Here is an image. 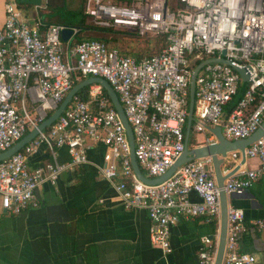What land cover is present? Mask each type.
<instances>
[{
  "label": "built area",
  "instance_id": "2783aa9c",
  "mask_svg": "<svg viewBox=\"0 0 264 264\" xmlns=\"http://www.w3.org/2000/svg\"><path fill=\"white\" fill-rule=\"evenodd\" d=\"M177 1L172 7L168 0H87L84 13L93 27L166 38L161 52L140 59L98 40L70 45L71 36L65 43L61 32L73 29L75 35L76 29L45 27L40 18L28 19L17 4L8 3L0 26V154L54 112L75 80L98 77L121 104L136 162L146 172L142 175L161 177L185 149L191 75L208 59L223 61L207 63L196 74L189 137L191 131L206 133L207 127H220L227 141L251 136L264 121V0ZM231 64L247 76L246 82ZM87 87V100L74 96L48 130L0 161V202L6 213L16 216L37 208L40 185H56L63 172L87 165L89 152L101 146L99 175L117 192L124 209L146 211L151 244L168 254L173 226L197 217L219 223L220 191L242 196L264 176L263 135L244 150L258 168L242 170L240 152L230 153L232 168L238 170L222 188L210 157L179 166L159 184L143 183L133 172L120 116L99 84ZM216 143L209 134L193 148ZM41 145L49 159L31 169L28 159ZM59 148L67 150L69 163L57 162ZM191 193L198 202L190 200ZM244 218L242 209L228 207L222 264L255 263L253 255L238 251ZM200 242L199 264H213L218 233Z\"/></svg>",
  "mask_w": 264,
  "mask_h": 264
},
{
  "label": "crops",
  "instance_id": "0c3cea01",
  "mask_svg": "<svg viewBox=\"0 0 264 264\" xmlns=\"http://www.w3.org/2000/svg\"><path fill=\"white\" fill-rule=\"evenodd\" d=\"M8 3L20 2L0 0V26ZM23 5L34 13L25 12L28 19L38 14L44 21L38 7ZM103 152V147L95 146L87 165L63 172L54 186L40 185L37 208L12 216L0 202V264H199L200 239L216 236L218 223L202 217L182 219L170 230L171 252L165 254L150 242L146 211L124 209L117 192L99 175ZM231 154L222 175L233 169ZM56 158L60 164L70 161L65 148L57 149ZM48 159L41 145L28 166L33 169ZM258 165L256 159L247 158L242 170H255ZM246 192L229 201V206L244 211L246 231L238 251L253 255L254 264H264V176ZM189 198L199 201L194 193ZM259 222L261 226L256 225Z\"/></svg>",
  "mask_w": 264,
  "mask_h": 264
},
{
  "label": "water",
  "instance_id": "95a60500",
  "mask_svg": "<svg viewBox=\"0 0 264 264\" xmlns=\"http://www.w3.org/2000/svg\"><path fill=\"white\" fill-rule=\"evenodd\" d=\"M20 3L33 5L35 7H40L41 0H19ZM74 30L73 29H65L61 32V39L63 42L67 43L71 36H73ZM222 62V59H208L204 62H201L198 64L192 72L191 79H190V86H189V108H188V118H187V126H186V138H185V149L180 155V157L174 162V164L169 168V170L161 177L155 178V179H147L145 176L142 175L138 164L136 162L135 156H134V139L131 131V127L128 124L126 117L124 115L123 109L121 107V104L119 103V100L113 91V89L110 87V85L102 78L98 77H92L88 79H84L78 84L74 85L71 90L67 93L63 101L59 104L57 109L51 114L50 117L46 118L44 121H42L36 129L31 130L29 133H27L20 141H18L13 147L8 149L7 151L0 154V161L8 159L11 157L14 153L18 152L22 147H24L26 144L31 142L35 136L39 133V131L45 130L46 128L50 127L57 119L58 117L63 113L66 106L71 102L72 98L74 96H77V94L85 87L91 85V84H99L108 98L111 101V104L113 108L116 110L118 115L120 116L125 130L126 135L128 138V142L130 145V162L132 165V169L134 174L137 176V178L146 184H159L165 180H167L174 171L181 165L190 162L192 160H199V159H205L210 157L213 165V170L215 174V179L217 186L219 188L223 187V183L225 180L232 177L236 171L238 170V167L233 168L227 175H222V167L225 165L226 161L228 160V154L239 151L241 155V163L240 165H243L246 160V156L244 153L245 148L250 146L253 142L258 140L264 135V121L262 122L261 126L248 138L241 139L237 141H227L223 138L221 135V129L220 127H216L215 135L218 139V143L214 145H205V146H199L192 149H189L188 147V138H189V131L191 127L192 122V110H193V103H194V92H195V77L199 69L211 62ZM232 65V64H231ZM239 73L243 80V82L247 81V76L238 69L235 65H232ZM245 192L244 194H246ZM238 197L237 195H230L229 197L226 195V193L221 190L219 193V200H220V218L218 223V242H217V249L215 254V259L213 264H222L223 257H224V251H225V242H226V233H227V210L229 207V201L235 199Z\"/></svg>",
  "mask_w": 264,
  "mask_h": 264
},
{
  "label": "trees",
  "instance_id": "16d2710c",
  "mask_svg": "<svg viewBox=\"0 0 264 264\" xmlns=\"http://www.w3.org/2000/svg\"><path fill=\"white\" fill-rule=\"evenodd\" d=\"M86 1V0H85ZM168 3L172 6V7H176L178 5V1L175 0L174 2L171 0H168ZM18 6H24L21 3H18ZM73 20L70 21L67 24H60L57 23L56 21L52 20L51 17L50 18H44V24L45 27L49 26V25H61V26H65V27H69V28H74L77 30V33L75 34L76 36H78L79 38L76 39L75 41H71L70 45H73L74 43H78V42H82L85 40H98L100 42H103L104 44L107 45L108 48H115L117 49L120 54L124 55V56H132L131 54H129L128 50H121V48L119 49V47H123V46H128L130 48L133 49V56L136 59H140L143 57H151L153 55L158 54L159 52H161V50L166 46V38L164 36H157L154 37L156 38V41L152 40H147V38L144 37H140L135 33H130V32H115L109 29H103V28H98V27H93L87 24L86 22V18L87 16L84 13V7L82 9V7H80V9L76 12H74L73 14H71L70 16ZM44 30V28L42 29V31ZM137 38L140 39L141 41H146L148 44H145V46H139V47H131L129 44H127V40L128 38ZM148 50L149 51V55H144ZM151 53V54H150ZM144 55V56H143ZM78 75V73H75L72 75V79L75 80V77ZM83 79H79L78 81L75 80L74 85L78 84L79 82H81ZM73 85V86H74ZM87 90L88 87L83 88L78 94L77 96L81 99V100H87ZM104 92V90H103ZM105 93V92H104ZM106 94V93H105ZM233 105L230 106V108ZM53 112H50L47 114V118L51 116ZM49 128H47L46 130H48ZM30 132V131H29ZM28 132V133H29ZM196 145V143H190V137L188 140V146L190 149H192L194 146Z\"/></svg>",
  "mask_w": 264,
  "mask_h": 264
},
{
  "label": "rangeland",
  "instance_id": "374dc122",
  "mask_svg": "<svg viewBox=\"0 0 264 264\" xmlns=\"http://www.w3.org/2000/svg\"><path fill=\"white\" fill-rule=\"evenodd\" d=\"M171 1H175V0H171ZM86 2L87 0H41V5L38 10V12L41 14L42 18H50L54 21H56L57 23L60 24H67L70 21H72L73 19L70 17L71 14H73L74 12L78 11L80 9V7H86ZM22 13L24 14L26 13H32L30 10L27 11L28 8L21 6L20 7ZM37 12V13H38ZM34 14V13H32ZM40 15L37 14V17H39ZM40 18V17H39ZM86 22L88 25H90V21L88 19V17L86 18ZM91 26V25H90ZM79 37L76 35H73L71 38V41H75L76 39H78ZM147 40L150 41H156V38L154 37H146ZM127 44H129L131 47H139V46H145V44H148L146 41H141L140 39L137 38H128V40L126 41ZM121 48V50H128L129 54H131L133 56V49L128 47V46H123V47H119V49ZM149 51L148 50L144 55H149ZM151 54V53H150ZM143 55V56H144ZM242 87H244V84H241ZM211 128V127H207V132L203 133V134H194L191 131L190 134V143H198L201 142L204 137H207L209 134H213L215 135V129ZM31 131V130H30ZM222 135V134H221ZM216 136V135H215ZM217 138V137H216ZM142 174L146 176V172L141 170Z\"/></svg>",
  "mask_w": 264,
  "mask_h": 264
},
{
  "label": "flooded vegetation",
  "instance_id": "af4514ba",
  "mask_svg": "<svg viewBox=\"0 0 264 264\" xmlns=\"http://www.w3.org/2000/svg\"><path fill=\"white\" fill-rule=\"evenodd\" d=\"M19 1V0H18Z\"/></svg>",
  "mask_w": 264,
  "mask_h": 264
}]
</instances>
